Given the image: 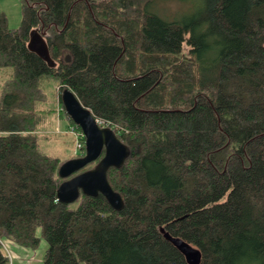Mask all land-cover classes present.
I'll return each mask as SVG.
<instances>
[{"label": "trees", "instance_id": "trees-1", "mask_svg": "<svg viewBox=\"0 0 264 264\" xmlns=\"http://www.w3.org/2000/svg\"><path fill=\"white\" fill-rule=\"evenodd\" d=\"M164 1L22 0L17 29L0 16V264L5 238H44L45 264H189L165 232L200 264H264V0H194L182 18L153 11ZM49 81L63 109L69 87L129 146L108 171L122 210L103 194L58 201Z\"/></svg>", "mask_w": 264, "mask_h": 264}, {"label": "water", "instance_id": "water-1", "mask_svg": "<svg viewBox=\"0 0 264 264\" xmlns=\"http://www.w3.org/2000/svg\"><path fill=\"white\" fill-rule=\"evenodd\" d=\"M29 47L54 65L45 38L36 30L31 32ZM66 59L70 62L71 56L68 54ZM61 98L65 112L81 127L85 135L86 152L84 156L66 160L59 167V176L65 180L58 187V201L71 204L77 201L82 193L93 197L103 194L114 209L122 210L125 206L124 198L110 184L108 171L111 167L120 168L124 165L131 153L129 146L112 127L102 126L93 111L81 102L72 89L64 88ZM103 152L105 154L101 158ZM98 159L100 160L94 167L79 172ZM162 231L164 232L165 228H162ZM165 237L184 254L189 264H200L202 252L199 248L169 232H165Z\"/></svg>", "mask_w": 264, "mask_h": 264}, {"label": "rangeland", "instance_id": "rangeland-1", "mask_svg": "<svg viewBox=\"0 0 264 264\" xmlns=\"http://www.w3.org/2000/svg\"><path fill=\"white\" fill-rule=\"evenodd\" d=\"M193 2L194 0H168L154 6L153 11L169 18L188 17L197 10ZM0 16H5L10 28H19L23 21L22 0H0ZM4 77L6 76L0 73V78ZM45 88L49 99L43 103L42 107L53 109V111L47 112L45 123L40 130L42 137L46 136L45 140L41 142L42 147L49 154L63 160L76 158L75 147L80 128L71 125L66 117L65 111L59 103L61 89L57 90V83L49 81L45 84ZM1 246L10 257V264H45L44 255L49 244L44 238H41L37 248H28L5 238L2 239Z\"/></svg>", "mask_w": 264, "mask_h": 264}, {"label": "built area", "instance_id": "built-area-1", "mask_svg": "<svg viewBox=\"0 0 264 264\" xmlns=\"http://www.w3.org/2000/svg\"><path fill=\"white\" fill-rule=\"evenodd\" d=\"M76 126L79 128L78 125H76ZM79 131H80V134H79V136H77L76 147H75L76 156H82L86 152L85 135H84L82 130H79Z\"/></svg>", "mask_w": 264, "mask_h": 264}]
</instances>
